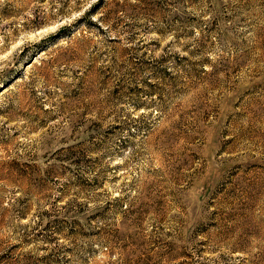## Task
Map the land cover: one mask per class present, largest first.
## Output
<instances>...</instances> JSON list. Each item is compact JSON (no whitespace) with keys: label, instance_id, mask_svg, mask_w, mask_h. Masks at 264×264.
<instances>
[{"label":"rangeland","instance_id":"1","mask_svg":"<svg viewBox=\"0 0 264 264\" xmlns=\"http://www.w3.org/2000/svg\"><path fill=\"white\" fill-rule=\"evenodd\" d=\"M0 264H264V0H0Z\"/></svg>","mask_w":264,"mask_h":264}]
</instances>
